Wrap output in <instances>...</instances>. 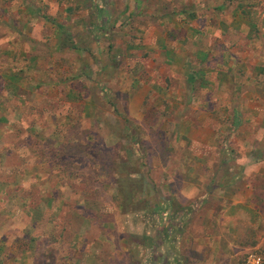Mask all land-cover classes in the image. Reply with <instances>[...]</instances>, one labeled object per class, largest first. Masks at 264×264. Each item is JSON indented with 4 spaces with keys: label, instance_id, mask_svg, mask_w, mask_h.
Segmentation results:
<instances>
[{
    "label": "rangeland",
    "instance_id": "obj_1",
    "mask_svg": "<svg viewBox=\"0 0 264 264\" xmlns=\"http://www.w3.org/2000/svg\"><path fill=\"white\" fill-rule=\"evenodd\" d=\"M261 67L264 0H0V264H177L165 227L181 264H210L165 202L188 167L264 154ZM243 225L240 264L264 254V222Z\"/></svg>",
    "mask_w": 264,
    "mask_h": 264
},
{
    "label": "crops",
    "instance_id": "obj_2",
    "mask_svg": "<svg viewBox=\"0 0 264 264\" xmlns=\"http://www.w3.org/2000/svg\"><path fill=\"white\" fill-rule=\"evenodd\" d=\"M253 25L256 27L255 23ZM259 70L263 71L264 68L261 67ZM240 108L247 110L248 116L243 113L247 118L252 115V112L257 114L261 105L259 102L248 105L241 103ZM237 119L239 122L242 120L241 117ZM253 157L248 154L244 168L230 178L227 177L226 169L219 174L218 170L210 171V167L206 165L187 168L189 178L181 187L183 201L175 202L181 203L180 211L189 215V220L184 222L192 223L194 219L199 221L202 228L201 234L191 235L190 241H193V245L196 246L195 251L203 253L205 250V253L208 251L213 254L210 264H240L235 257L245 246L250 245L248 238L252 240V236L247 235L243 223L261 224L264 222V181L257 182L256 180L259 177L264 180V154L254 159ZM200 171L209 174L210 178L206 181L201 179ZM169 202L171 201L165 202V207ZM180 211L165 208L162 217L163 222L172 221L170 228L172 227L179 234L183 231L181 225L176 223L180 221V216H178ZM262 233L259 229L258 240L262 237ZM158 247V252L165 257V261L170 260L168 256H172L173 263L181 264L180 253L177 251L178 242L172 240L171 235L167 236L165 233Z\"/></svg>",
    "mask_w": 264,
    "mask_h": 264
},
{
    "label": "trees",
    "instance_id": "obj_3",
    "mask_svg": "<svg viewBox=\"0 0 264 264\" xmlns=\"http://www.w3.org/2000/svg\"><path fill=\"white\" fill-rule=\"evenodd\" d=\"M65 42H67V41H65ZM70 45H69V48H77V44H75L74 43V41H70ZM64 45V44H63ZM181 204V203H180ZM180 204H177V203H175V202H173V201H171V202H169L168 203V206L167 207H165L166 209L167 208H171V209H173V210H178L179 209V211L182 209V207H181V205ZM165 210V209H164ZM170 222H172V221H170ZM170 222H168L169 224H170ZM166 226V225H165ZM167 230L168 229H166V227H165V229H164V232L166 233V235L167 236H169L168 234H167ZM157 251H156V249H155V251H154V254H153V257H152V259L150 260V264H157ZM159 256V255H158Z\"/></svg>",
    "mask_w": 264,
    "mask_h": 264
},
{
    "label": "built area",
    "instance_id": "obj_4",
    "mask_svg": "<svg viewBox=\"0 0 264 264\" xmlns=\"http://www.w3.org/2000/svg\"><path fill=\"white\" fill-rule=\"evenodd\" d=\"M246 264H264V254L260 251H251L246 257Z\"/></svg>",
    "mask_w": 264,
    "mask_h": 264
}]
</instances>
